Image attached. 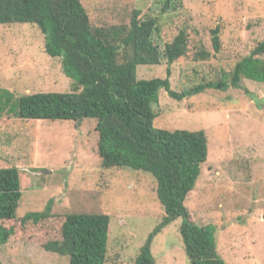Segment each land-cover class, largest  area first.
Wrapping results in <instances>:
<instances>
[{
  "label": "rangeland",
  "instance_id": "374dc122",
  "mask_svg": "<svg viewBox=\"0 0 264 264\" xmlns=\"http://www.w3.org/2000/svg\"><path fill=\"white\" fill-rule=\"evenodd\" d=\"M80 1L93 23L106 26L128 24L134 11L140 18L157 15L161 7L158 0ZM182 5L172 16H162L161 41L169 43L186 30L187 55L172 65L139 66L138 79L168 77L171 90L181 92L217 81L264 41V0H182ZM217 27L219 52L212 44ZM202 49L210 57L195 59ZM242 84L227 91L207 89L182 101L161 89L153 127L204 131L207 159L184 206L194 223L215 228L216 250L225 264H264V85ZM72 90L61 60L45 53L36 25H0V98L8 92L18 98ZM95 128L93 119L77 126L0 112V168L19 169L22 191L17 219L5 222L14 234L0 248L2 264H68L67 257L45 251L44 244L61 238L68 214L98 213L110 217L106 264H134L164 216L157 184L141 171L102 168ZM48 204L49 220L19 223ZM181 224L182 218L173 220L154 237L151 253L157 264H189Z\"/></svg>",
  "mask_w": 264,
  "mask_h": 264
},
{
  "label": "trees",
  "instance_id": "16d2710c",
  "mask_svg": "<svg viewBox=\"0 0 264 264\" xmlns=\"http://www.w3.org/2000/svg\"><path fill=\"white\" fill-rule=\"evenodd\" d=\"M158 5L157 15L140 18V11H134L128 24L106 26L93 23L80 0H0V25H36L44 36L45 53L60 59L64 74L73 81L71 92H40L18 98L8 92L0 98V112L25 120L69 121L77 126L93 119L102 168L141 171L155 180L164 216L134 264H157L151 253L153 239L178 218H182L180 234L189 264H225L216 250L215 228L194 223L184 206L207 159L206 134L155 129L153 107L159 102L161 89L182 101L207 89H240L244 80L264 85V41L230 72H222L217 81L173 91L168 77H137L139 66H157L162 61L172 65L188 52L189 37L184 29L169 43L161 41L162 21L166 19L162 16H172L183 6L182 0H158ZM212 33L213 49L219 52V28ZM209 57L202 49L194 58ZM21 192L19 169L0 168V248L14 234L5 222L17 219ZM51 217L48 204L43 211L26 214L19 223L37 225ZM109 223L107 214H68L61 238L48 240L43 249L67 257L68 264H106Z\"/></svg>",
  "mask_w": 264,
  "mask_h": 264
}]
</instances>
